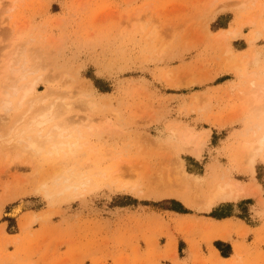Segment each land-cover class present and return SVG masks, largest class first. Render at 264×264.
Instances as JSON below:
<instances>
[{"label": "rangeland", "instance_id": "obj_1", "mask_svg": "<svg viewBox=\"0 0 264 264\" xmlns=\"http://www.w3.org/2000/svg\"><path fill=\"white\" fill-rule=\"evenodd\" d=\"M262 4L0 0V89L14 80L13 57L24 73L17 83L35 81L31 95L61 94L72 104L69 129L81 143L67 161L0 150V264H264V161L251 174L240 148L253 138L248 125L264 116ZM226 30L234 34L217 37ZM227 48L250 75L229 66ZM89 98L95 106L85 110L78 102ZM182 125L208 135L200 158L180 151L179 134L170 133ZM177 162L185 179L175 175ZM78 171L96 187L58 192ZM221 180L240 182L247 194L200 209L198 197ZM210 211L255 230L219 224ZM17 229L22 238L7 235Z\"/></svg>", "mask_w": 264, "mask_h": 264}, {"label": "bare ground", "instance_id": "obj_2", "mask_svg": "<svg viewBox=\"0 0 264 264\" xmlns=\"http://www.w3.org/2000/svg\"><path fill=\"white\" fill-rule=\"evenodd\" d=\"M262 8L264 9V4H262ZM227 34H234V32L229 30L220 31L217 37L226 36ZM255 38L256 34H252V39ZM227 51L231 54L228 61L229 66H232L240 76L245 77L250 75L246 70L247 62L244 60L235 65V55L229 48H227ZM8 63L10 74L13 76L14 80L5 78V80L8 81L4 84L5 86L3 85L4 87L0 89V150L8 145L11 146V148H22L31 151L35 155L45 153L51 158L60 157L61 161H67L70 159V156H75L81 143L79 141L80 134L78 131L76 132V129H71L74 128L71 125L73 119L69 116V110L73 107L72 104L65 101L63 99L64 96H61V94H56L54 99L50 101L44 100L43 96L31 95L34 92L35 81H31L27 84L17 83V80L24 77V73L21 72V69L12 67L13 57H9ZM262 85L264 88V84ZM18 91H21L20 95L17 101L13 102V97ZM47 95H45V97H47ZM259 99H256L258 103L261 101ZM78 103H82V107L85 110H92L95 106V101L90 98ZM14 107L22 108V110L16 112L14 114L15 116L11 118V116H9V111ZM108 122H110V119ZM70 125L71 128L69 129ZM247 129L251 130L253 138L242 142L240 148L246 154L245 165L249 172L253 174L256 159L260 157V159L264 161V116H262L259 121L251 122ZM170 133L174 135L179 134L178 143L180 151L192 153L195 158H200L202 148L208 138L206 133H196L184 125L180 127L173 126ZM90 150H92V148H90ZM177 163L175 175L185 179L186 173L181 163ZM126 165L129 168L132 167L128 162ZM59 176V170L53 174L54 178H58ZM70 177L75 180L70 183L67 181V178H64L63 188L58 190V192L74 188L73 195H75L77 193L75 189L79 188L81 190H86L88 186L94 185L91 183V180L84 177L81 171L71 172ZM90 183L91 185H89ZM128 183L124 182L123 184L127 185ZM132 185L134 184L132 183ZM255 185L253 190L258 192L259 184L256 183ZM129 187L132 188V186ZM46 194L50 196L49 192H46ZM244 194L247 193L240 182L236 180H221L210 185L206 194L198 197V201L195 203L200 209L209 211L221 201L237 200L244 196ZM23 205V203H18V205L13 207L11 209V215L17 214ZM34 220L35 216H32L27 224H30Z\"/></svg>", "mask_w": 264, "mask_h": 264}, {"label": "crops", "instance_id": "obj_3", "mask_svg": "<svg viewBox=\"0 0 264 264\" xmlns=\"http://www.w3.org/2000/svg\"><path fill=\"white\" fill-rule=\"evenodd\" d=\"M51 3V2H50ZM28 211H33V210H28ZM163 211H171V210H168V209H165V210H163ZM24 212H27V211H24ZM23 212V213H24ZM35 212V211H34ZM174 212V211H173ZM36 213H38V212H36ZM174 213H177L178 215H184V214H181V213H179V212H174ZM195 216H197V217H199V218H202V217H204V218H206V219H210L209 217H207V216H205V215H195ZM226 219H230V220H232L235 224L237 223V226H238V222H243L244 223V225L245 226H248L249 227V232H248V234H250L252 231H254L255 230V228L254 227H251L250 225H248V224H246L243 220H241V219H239V218H236V217H225V218H213V220L215 221V222H217V223H222V222H225L226 221ZM4 222L5 221H0V227L1 226H4ZM37 223H34L32 226H31V231H32V227L34 226V225H36ZM236 227V226H235ZM4 229H5V227H4ZM6 231V230H5ZM7 232V231H6ZM7 235L9 236V237H12V236H17L18 238H22L23 237V233H21L20 232V230L19 229H17V231H15L14 230V232H11V233H9V232H7ZM21 235H22V237H21ZM237 236H236V233L234 232V231H232V234H231V239L232 240H234V239H238V240H241V238L239 239L238 237L236 238ZM2 237L0 236V239H1ZM213 240H219V239H213ZM212 240V241H213ZM220 241L221 242H229V241H223V240H221L220 239ZM230 243V242H229ZM231 244V243H230ZM13 246V245H12ZM15 250V246H14V248H13V250L11 249L10 251H14ZM9 251V250H8ZM9 251V252H10Z\"/></svg>", "mask_w": 264, "mask_h": 264}, {"label": "trees", "instance_id": "obj_4", "mask_svg": "<svg viewBox=\"0 0 264 264\" xmlns=\"http://www.w3.org/2000/svg\"><path fill=\"white\" fill-rule=\"evenodd\" d=\"M165 200H167V199H165ZM174 200V199H173ZM216 208H214L212 211H214ZM212 211H210L208 214H207V216H211V217H214V216H212V215H210V213L212 212ZM180 212H187L186 210H182V211H180ZM188 213H190V212H188ZM182 214H186V213H182ZM225 217H227V216H222V217H214V218H225ZM3 221L5 220L4 218L2 219ZM220 241V240H219ZM229 244V243H228ZM229 246H230V244H229ZM231 254V246H230V252L227 254V255H221V256H223V257H228L229 255Z\"/></svg>", "mask_w": 264, "mask_h": 264}]
</instances>
